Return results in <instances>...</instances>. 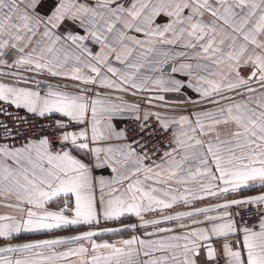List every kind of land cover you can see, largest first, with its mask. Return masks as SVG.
Returning <instances> with one entry per match:
<instances>
[{
	"label": "snow or ice",
	"instance_id": "1",
	"mask_svg": "<svg viewBox=\"0 0 264 264\" xmlns=\"http://www.w3.org/2000/svg\"><path fill=\"white\" fill-rule=\"evenodd\" d=\"M161 14L171 19L153 28ZM205 14L211 19L205 20ZM65 22L77 24L86 34L65 30L63 35H58L57 30ZM117 23L122 24V29H116ZM130 29L143 32L162 44H175L186 34V46L198 48L196 55L202 53L211 61V65L198 63L196 68L207 71L210 67L223 65L226 69L219 79L198 76L197 83L189 81L188 86L195 87L202 98L219 96V100H212L214 104L232 102L223 104L214 112L198 113L195 126L187 116L170 121L159 113L145 112L142 117L144 131L153 117L161 131H168L176 123L181 126L178 133H172L173 144L168 150H154L162 152L159 162L151 158L147 142L140 140L118 148L98 146L91 149L95 154L92 165L77 159L69 151L53 152L47 137L32 140L21 147L0 144V196L5 199L14 196L17 202L7 206L23 212L19 218L0 215V237H10L21 231L52 230L69 224H98L100 214L93 188V167L109 166L117 174L112 181L103 177L99 179L104 220H116L128 213L143 220L144 213L171 209L180 202L190 204L204 196L236 193L250 184L264 186V0H132L130 7L118 0H90L88 3L79 0H0V65L47 72L53 77L70 78L85 85L99 84L123 92L130 88L141 89L143 82H137L135 71H121L109 63L112 54L117 61L131 56L132 49L125 41L143 49V41L126 35V30ZM109 33L113 34L112 40L116 44H125L128 48L125 53L118 52L108 43ZM169 33L171 39L167 38ZM36 37L39 39L34 42ZM86 41L99 43L101 51L93 54ZM69 42L75 49L69 47ZM105 49L109 51L106 53ZM154 50L148 49L140 54L146 58L148 52ZM6 57H10L12 63ZM140 67V63L128 64L129 69L138 70ZM102 68L106 69L104 74ZM192 68L191 64H181L179 68L173 67L172 72ZM241 68H247L249 72L241 75ZM84 69L91 74H86ZM107 73L117 76L119 82L110 79ZM0 74L24 80L21 72ZM186 74L192 75L190 71ZM211 75L217 73L213 71ZM154 83L164 92H180L185 86L181 80H165L163 77ZM253 83L259 87H252ZM88 91L86 87L66 91L49 86L42 95L31 87L0 83V102L26 108L40 116L62 113L70 118V122L83 123L90 114V136L87 128L79 132L67 131V124L57 122L64 129L62 140L71 141L82 149H88L89 144L78 143L81 139L99 142L113 136L125 137V133L116 131L111 123L113 117L125 109L109 104L99 97V93L94 94L96 99H91L86 95ZM224 92H235L237 96L247 94L249 100L236 101ZM257 92L260 95L256 96L253 106L251 97ZM154 98L164 100L162 95ZM130 108L139 111L138 105ZM102 118L108 121L103 126ZM137 119L141 117L137 116ZM205 121H208L207 125ZM221 127L228 129L223 138ZM125 182L123 191L113 187ZM190 184L198 185L196 191L188 187ZM180 185L185 186L183 191ZM105 188L109 189L107 199L103 194ZM61 196H74V206L69 207L65 200L63 208L49 210L48 203ZM251 203L264 204V194L214 206L224 211L219 217L206 216V220L212 222L210 229L192 227L180 235L160 240L132 237L115 243H96L93 237L97 233L89 231L67 239L0 248V264H57V261L72 257H76L79 264H216L217 250L208 242L213 237L226 238L240 232L228 209L233 205ZM209 211L208 208H198L162 219L180 220ZM66 212L71 215H65ZM144 223L159 224L161 221ZM200 223L203 222L193 220V224ZM180 227L189 226L181 224ZM242 233L240 241H226L223 245L227 264H264V219L259 223V231L245 226ZM237 242L241 247L234 249L232 245ZM63 244L77 246L63 252L39 251ZM158 252L162 254L155 255ZM5 253L21 255L12 258ZM202 253L205 259L201 258ZM141 255L147 259L141 261Z\"/></svg>",
	"mask_w": 264,
	"mask_h": 264
},
{
	"label": "crops",
	"instance_id": "2",
	"mask_svg": "<svg viewBox=\"0 0 264 264\" xmlns=\"http://www.w3.org/2000/svg\"><path fill=\"white\" fill-rule=\"evenodd\" d=\"M79 2L88 3V2H90V0H79ZM118 2L124 4L125 7H130L132 0H118ZM170 19H171L170 17H167V16L161 14L160 16H158L156 18L155 23L153 24V28L157 24L163 25L164 23L168 22ZM208 19H211V18L208 16V14H205V20H208ZM116 29H122V24L117 23ZM65 30L72 31L74 33H79V34H86L84 29H81L80 27H78L77 24H73L71 22H65V24L59 30H57V34L63 35ZM114 32H115V29H114ZM126 35L129 37H135L136 39L143 41L144 42L143 49H141L140 46H138V45H134V43L131 41H125V44H127L128 48L132 49L131 56H129L127 58V60L122 59L121 61H117L115 59V54H112L109 56V63L113 67L119 68L121 71H135V75L137 77V82L138 83L143 82V88H141V89H131L130 88L128 92H123V91H119L115 88L103 87V86H100L99 84H96V85L89 84L90 86L107 88V89H111L115 92H123L125 94H130V96H143V97L150 98L153 100H158V101H161V100L155 99L154 97L162 95V96H164V100H162V102L169 103V104H176V105L188 104V103H197V102H201V101L208 100L210 98L215 97V96H213L210 98H202L201 93L197 92L195 90V87L188 86V82L192 81L193 84H196L197 83L196 78L198 76H206L208 79H219L220 74L222 72H225L226 69L224 68L223 65L220 66L219 68H211L210 67L209 70H207V71L204 68H196L195 66L198 63L211 65V61L206 60L202 53L199 56H197L196 53L199 51L198 48L192 49V48H189L186 46V42L188 39L186 34L184 37L178 39L175 44H162L158 40L153 41L152 38L147 37L145 35V33H143V32L138 33L134 29L126 30ZM108 36H109L108 43L112 44V46L115 47L118 52H121L123 54L128 50V48L125 47V44H116L112 40V36H113L112 33H109ZM167 38L171 39L172 34L171 33L167 34ZM36 39H39V37L34 38V42ZM86 43H87L88 47L92 50L93 54L99 53L101 51L102 45H100L99 43H96L95 41H86ZM69 47L75 49V46L71 45L70 42H69ZM148 49H155V50L148 52L146 58L142 57L140 53L142 51H146ZM108 51H109L108 49H105L106 53ZM180 53H185V55H179ZM165 54H167V55H165ZM6 59L9 60V63H12V59L10 57H6ZM89 59L91 60L90 57H89ZM91 62L95 63L94 60H92ZM129 63H140V64H142V67H140L138 70L129 69L128 68ZM169 64H171L170 71H164L165 66L169 65ZM181 64H191V65H193V68L192 69H186V70L180 71V72H172L173 67L179 68V66ZM0 66H5V65H0ZM84 71L86 74H89V75L91 74L88 69H84ZM101 71H102V74H104L106 72V69L102 68ZM189 71L192 73L191 76L186 74ZM213 71L217 73L216 76L211 75V72H213ZM248 72H249V69L241 68V75H246ZM42 73H44L48 76H51L47 72H42ZM107 75L109 76L110 79L117 80V82H119L117 76H115L111 73H107ZM159 77H163L165 80H169V79L181 80L184 82L185 86L181 89L180 92H164V91H161L160 86H158L154 83V81ZM55 78H60L62 80L74 82L77 84H83L82 82L74 81L70 78H63V77H55ZM0 83H11L15 86H20V87H31L34 90L40 91L42 95L46 93L47 88L49 87L48 86L46 89L37 88L36 85H34L30 82L29 83L23 82V81L18 80L17 77L7 76V75H3V74H0ZM253 84H255V83H253ZM51 87L55 88L57 86H51ZM58 87L61 90L76 91V90H70L68 88H63L60 86H58ZM95 93H98V92L91 91V92H87L86 95H88L91 99H96L97 97H96V95H94ZM133 93H135V94L133 95ZM224 93H227V92H224ZM258 95H260L259 92L253 94L251 97V100L253 102V106H255V98ZM99 97L101 99H105L109 104L120 105L125 109L119 116L113 117V119L111 121V123L114 125L116 131H123V132H124V125L128 120L133 119V118H137V116H140L142 119L143 114L145 112L159 113L162 117H166L170 121L171 120L179 121V118L181 116H187L192 121L193 126H195V121H196L198 113L214 112L216 109L223 106V104L232 102V101H223L220 104H212L209 106L195 108V109H172V108H161V107H156V106H150V105H146L142 102L134 101V100L129 99V98H123V97H118V96H113V95L102 94V93H99ZM234 99L236 101L249 100V96L246 94L243 96L236 97ZM0 103H8V102H0ZM131 105H138L139 111L132 110L130 108ZM13 106H15V105H13ZM21 109L27 110L26 108H21ZM33 114L39 115L38 113H33ZM47 115H55V116H58L59 118H61L62 120H70L69 117H66L62 113H58V112L45 114V116H47ZM107 123H108V121L106 119H103V118L101 119V126H103ZM207 123H208V121H205L206 125H207ZM78 124L80 125L79 129H76V130L75 129H67V131L79 132L81 129L87 128L89 131V136L91 135V116H90V114H89L88 118L83 123H78ZM180 130H181V126L178 123L173 124L172 127L169 129L171 135L173 132L178 133ZM219 130L222 133V138H223V134L228 131V129L224 128V127H221ZM40 138H44V137H40ZM205 139H207V138H205ZM29 142H31V141H25L21 144L8 145V146L9 147H21V146H24L26 143H29ZM78 143H88L89 148L88 149H82V148L77 147L76 145H73L71 143V141H63L62 140V146L61 147H56V148L51 147V150L53 152L69 151L77 159H80L81 161L92 165V164H94V161H95V154L93 151H91V149L98 147V146L104 147V148H107L109 146L114 147V148H118V147H122L124 144H128L130 142L127 140L126 136L120 137V138L113 136L111 139L101 140L99 142H92L90 139L87 141L81 139L80 141H78ZM157 162H159V160H157ZM8 163H11V161L9 160ZM213 170L215 171V169H213ZM121 171L123 172L126 170L121 169ZM116 176H117V174L115 172H113L112 168L109 166H105L103 168H96V167L92 168V177H93V181H94V184H93L94 194H95L96 200H97V211L100 214V222L98 224H83V223L75 224V225L69 224V225H64L60 228H56V229H52V230L21 231L20 233H14L10 237H0V244L18 241V240H28V239H33V238H41V237H47V236H53V235L67 234V233H72V232H76V231L83 230V229L99 228V226H101V227L112 226V225L124 223V222H122V220L125 218H133V220H135V221L141 220L140 217H137L136 215L131 214V213L125 214L124 216H122L116 220H104L103 219V217H102V205H101L100 200H99V198L101 196L99 179L101 177H103L107 181H112L116 178ZM141 178H142V176H141ZM126 183L127 182H125V184H123V185L114 184L113 187H116L120 191H123L124 187H126ZM148 183L151 184L152 182L149 181ZM173 187H177V185L173 184ZM179 187H180L181 191H183V188L185 186L180 185ZM188 187H191L193 189V191H196V189L198 188V185L190 184V185H188ZM260 191H264V186H261L258 183L250 184L248 187H244L236 193L229 192L227 194H220V195H217L215 197L204 196L203 199L194 200L190 204H184L183 202H180V203H177L171 209L157 210L154 212H147V213L143 214V219H147V218H151V217H155V216H160V215H164V214H169V213H173V212H177V211H181V210H186L189 208H195V207L203 206V205H207V204H212V203H216V202H219L222 200L231 199V198H235V197H239V196H243V195H247V194H253V193L260 192ZM108 192H109V189L105 188V191L103 193L105 196V199L108 198ZM65 200L68 201L69 207L74 206V196H69L67 198L61 196V197L53 198V200L48 203L47 207L49 210H59L60 208L64 207ZM16 202L17 201L15 200L14 196H12L8 199H5L4 196H0V215H10V216H16L18 218L20 216H22L23 212L21 211V209L12 208V207L7 206L10 203H16ZM223 211H224L223 209L209 211L206 214H199V215H196V216L191 217V218H189V217L181 218L180 220H173V221H169V222H165V223H161V224H156V225L148 226V227L141 228V229H136V230L126 232V233H121V234L106 236V237H93V240L96 243H104V242L115 243L117 241L131 239L132 237H137L138 239H143L146 241L160 240V239L167 238L168 236L180 235L186 231H189L190 228H192V227H202V228L210 229L212 222L206 220V216L219 217L222 215ZM228 211L232 214V219L234 220V212H233L232 208H229ZM65 215H71V213L66 212ZM262 219H264V216L259 220L258 223L254 224V225H250L249 227H253V230L259 231V223ZM193 220L202 221L203 223L193 224ZM114 222H118V223H114ZM216 222H221V221H216ZM107 223H109V224H107ZM181 224L188 225L189 227L188 228H181L180 227ZM237 227L239 229H241L240 232H238L236 234L229 235L226 238L225 237H221V238H223V239L238 238L240 241L242 239V235H243L242 229L245 226H237ZM162 229H170L171 231H161ZM216 239H217V237H213L208 243H211L213 245V241ZM76 246L77 245H74V244H63V245H57V246H55V248L50 249V250L49 249H40L39 251L63 252V251H66L68 248H74ZM240 247H241V245H240ZM215 249L217 250V255L223 254V256L225 258V260H224V262H222V264H227V257H226V254L224 252V248L223 247L222 248L215 247ZM161 254L162 253H159V252L155 253V255H161ZM4 255L10 256L12 258H17L21 255V253H5ZM201 258L205 259L203 253H202ZM139 259L141 261H144L147 259V257H144L143 255H141L139 257ZM57 264H79V260L76 257H72L68 260L57 261ZM216 264H219V262H217V260H216Z\"/></svg>",
	"mask_w": 264,
	"mask_h": 264
},
{
	"label": "built area",
	"instance_id": "3",
	"mask_svg": "<svg viewBox=\"0 0 264 264\" xmlns=\"http://www.w3.org/2000/svg\"><path fill=\"white\" fill-rule=\"evenodd\" d=\"M57 122L67 124V129L76 130L80 127L75 121L62 120L55 115L39 116L9 103H0V144L17 145L25 141L47 137L51 147H61L64 129H61ZM143 123L142 119L128 120L124 125L125 136L130 143L136 140L146 141L151 158L157 161L162 152L154 150H168L169 145L173 144L172 135L169 130L161 131L154 117L148 121L149 127L146 131L142 130ZM231 208L237 226L254 225L264 216V204L260 203L237 205ZM226 241H239V239L217 238L213 241V245L222 248ZM232 247L239 248L240 243H233ZM216 260L222 264L225 258L223 254H218Z\"/></svg>",
	"mask_w": 264,
	"mask_h": 264
},
{
	"label": "water",
	"instance_id": "4",
	"mask_svg": "<svg viewBox=\"0 0 264 264\" xmlns=\"http://www.w3.org/2000/svg\"><path fill=\"white\" fill-rule=\"evenodd\" d=\"M170 69H171V64L166 65L164 68V71H170ZM8 72H21L23 77H24L23 82H27V83L30 82V83L36 85L37 88H41V89L42 88L46 89L48 86H60L63 88H68L70 90H76L77 88L82 89V88L86 87L89 89L88 92L93 91V92H98V93L107 94V95L129 98V99H132V100L137 101V102H142L146 105L156 106V107H161V108L195 109V108H200V107L212 105V104H214V103H212V100H219L220 99L219 96H215V97L210 98L208 100H204V101L197 102V103H188V104L176 105V104L165 103V102L158 101V100H153V99L146 98L143 96H130V94H125L123 92H115V91H113L111 89H107V88L93 87V86L85 85V84H77L74 82L62 80L60 78L48 76L42 72L27 71L26 69H18L16 67L8 68L7 66H0V73H8ZM7 76H11V75H7ZM12 77H15V76H12ZM65 86H69V87H65ZM251 86L256 87V88L259 87V85H257V84H252ZM239 91H243V89H240ZM223 94L227 95V96H232L234 98L239 97L236 95L235 92H227V93H223ZM148 100H151L150 104L148 103ZM221 102H223V101H221ZM261 194H264V191H260V192L253 193V194H247V195H243V196H239V197H235V198H231V199H226V200H222V201H219L216 203L198 206L195 208H189L186 210H181V211H177V212H173V213H169V214L155 216V217H151V218H147V219H143V220H137V221L134 220L131 222H124V223H120V224H116V225H112V226H104V227L93 228V229H83V230H79L76 232L61 234V235H53V236L33 238V239H28V240H18V241H13V242H7L4 244H0V248L9 247V246L18 247V246H23L26 244H34V243H38V242L46 241V240L67 239V238H71L74 236H79V235H81L85 232H89V231H93V232L97 233V235L94 237H106V236L117 235V234H121V233L130 232V231H133L136 229H141V228H145L148 226L156 225V224H151V223L145 224L144 223L145 221L160 220L161 223H165V222H169V221L163 220L162 218L164 216H169V215L175 216L177 213L192 211L193 209H198V208H208V209H210V211H214V210L219 209V208H216L214 206L223 204L226 201L246 200L248 197L257 196V195H261ZM233 206H237V205H233ZM183 218H186V217H183ZM161 223H159V224H161ZM131 225H135L136 227L135 228L129 227ZM106 229H114L115 231H105Z\"/></svg>",
	"mask_w": 264,
	"mask_h": 264
},
{
	"label": "trees",
	"instance_id": "5",
	"mask_svg": "<svg viewBox=\"0 0 264 264\" xmlns=\"http://www.w3.org/2000/svg\"><path fill=\"white\" fill-rule=\"evenodd\" d=\"M131 221H134L133 218H125L122 220V222H131ZM114 223H118V222H114ZM109 224V223H107Z\"/></svg>",
	"mask_w": 264,
	"mask_h": 264
},
{
	"label": "rangeland",
	"instance_id": "6",
	"mask_svg": "<svg viewBox=\"0 0 264 264\" xmlns=\"http://www.w3.org/2000/svg\"><path fill=\"white\" fill-rule=\"evenodd\" d=\"M99 227H101V226H99Z\"/></svg>",
	"mask_w": 264,
	"mask_h": 264
}]
</instances>
